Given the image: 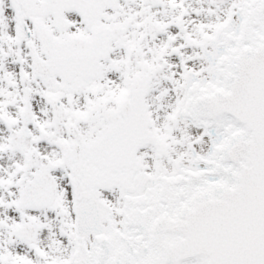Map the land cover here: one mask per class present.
<instances>
[{
  "label": "snow or ice",
  "instance_id": "snow-or-ice-1",
  "mask_svg": "<svg viewBox=\"0 0 264 264\" xmlns=\"http://www.w3.org/2000/svg\"><path fill=\"white\" fill-rule=\"evenodd\" d=\"M0 264H264V0H0Z\"/></svg>",
  "mask_w": 264,
  "mask_h": 264
}]
</instances>
